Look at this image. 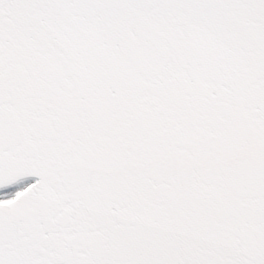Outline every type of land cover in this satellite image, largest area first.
<instances>
[{"label":"snow or ice","instance_id":"6c2138e0","mask_svg":"<svg viewBox=\"0 0 264 264\" xmlns=\"http://www.w3.org/2000/svg\"><path fill=\"white\" fill-rule=\"evenodd\" d=\"M0 264H264V0H0Z\"/></svg>","mask_w":264,"mask_h":264}]
</instances>
